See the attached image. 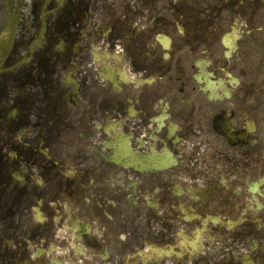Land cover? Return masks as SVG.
I'll return each mask as SVG.
<instances>
[{"label": "flooded vegetation", "instance_id": "af4514ba", "mask_svg": "<svg viewBox=\"0 0 264 264\" xmlns=\"http://www.w3.org/2000/svg\"><path fill=\"white\" fill-rule=\"evenodd\" d=\"M23 3L0 264H264V0Z\"/></svg>", "mask_w": 264, "mask_h": 264}]
</instances>
